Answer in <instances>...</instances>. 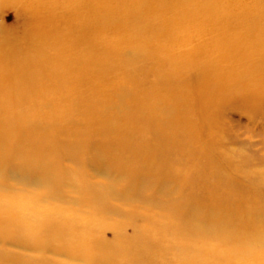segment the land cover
Here are the masks:
<instances>
[{
  "label": "rangeland",
  "instance_id": "obj_1",
  "mask_svg": "<svg viewBox=\"0 0 264 264\" xmlns=\"http://www.w3.org/2000/svg\"><path fill=\"white\" fill-rule=\"evenodd\" d=\"M0 264H264V0H0Z\"/></svg>",
  "mask_w": 264,
  "mask_h": 264
},
{
  "label": "bare ground",
  "instance_id": "obj_2",
  "mask_svg": "<svg viewBox=\"0 0 264 264\" xmlns=\"http://www.w3.org/2000/svg\"><path fill=\"white\" fill-rule=\"evenodd\" d=\"M250 53H251V55H253L254 54L253 50H250ZM241 79H242V81L246 82V80H244L242 77H241Z\"/></svg>",
  "mask_w": 264,
  "mask_h": 264
}]
</instances>
